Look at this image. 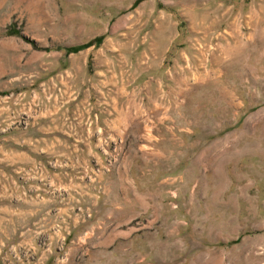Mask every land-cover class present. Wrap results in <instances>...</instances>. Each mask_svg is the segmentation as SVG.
Wrapping results in <instances>:
<instances>
[{
    "label": "rangeland",
    "instance_id": "obj_1",
    "mask_svg": "<svg viewBox=\"0 0 264 264\" xmlns=\"http://www.w3.org/2000/svg\"><path fill=\"white\" fill-rule=\"evenodd\" d=\"M0 264H264V0H0Z\"/></svg>",
    "mask_w": 264,
    "mask_h": 264
}]
</instances>
